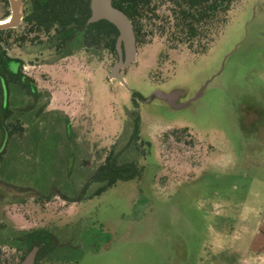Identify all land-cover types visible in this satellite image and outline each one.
Here are the masks:
<instances>
[{
    "label": "rangeland",
    "instance_id": "374dc122",
    "mask_svg": "<svg viewBox=\"0 0 264 264\" xmlns=\"http://www.w3.org/2000/svg\"><path fill=\"white\" fill-rule=\"evenodd\" d=\"M7 11L0 0V21ZM143 24L129 89L109 79L110 40L80 32L60 48L24 20L3 35L37 95L7 77L0 194L16 202L0 207L1 255L21 254L4 246L10 223L33 232L39 264H264V0H239L206 52L173 48L165 20ZM112 154L139 174L85 190Z\"/></svg>",
    "mask_w": 264,
    "mask_h": 264
},
{
    "label": "trees",
    "instance_id": "16d2710c",
    "mask_svg": "<svg viewBox=\"0 0 264 264\" xmlns=\"http://www.w3.org/2000/svg\"><path fill=\"white\" fill-rule=\"evenodd\" d=\"M8 4V0H3ZM239 0H113V5L124 11L132 20L136 33L137 43L144 40L147 31L143 24L144 20L154 21L159 18L165 20L163 32L159 37L166 36L168 43L175 48L186 45L188 50L206 52L209 45L217 36L219 30L226 24L230 11L236 6ZM31 12L24 21L28 25V34L34 35L33 41L41 40V35H49L54 31L60 39L58 46L64 48L75 34L85 32L88 44L95 45L103 41H109V49L117 53L116 41L119 35L117 28L108 21H100L88 25L87 21L91 16L90 0H29ZM170 4L164 13H160L161 5ZM166 10L170 11L166 14ZM10 16L7 11L4 19ZM171 21L173 25L171 24ZM12 30L0 31V127H4L6 120L12 111L9 108V79L25 86L32 95H37L36 87L27 82V76L22 74L23 62L20 61V68L14 73L9 62L12 59L3 48V35ZM168 36V37H167ZM26 37H23L25 40ZM177 43V46H176ZM7 88V89H6ZM136 97L137 93H133ZM68 132L71 131L70 123L67 122ZM10 135L16 132H24V126H13ZM140 131V120L137 119L134 126V137L137 138ZM13 132V133H12ZM12 133V134H11ZM5 151L0 153V158ZM139 174L137 164L134 162L120 164L116 155L112 154L107 158L105 164L101 165L95 175L85 186L87 190L91 182H105L97 194L102 193L106 188L113 186L117 181L132 180ZM63 197V196H62ZM70 200V199H65ZM75 202V200H70ZM45 243L42 245L44 246Z\"/></svg>",
    "mask_w": 264,
    "mask_h": 264
},
{
    "label": "water",
    "instance_id": "95a60500",
    "mask_svg": "<svg viewBox=\"0 0 264 264\" xmlns=\"http://www.w3.org/2000/svg\"><path fill=\"white\" fill-rule=\"evenodd\" d=\"M8 2L11 14L5 20L0 21V31L18 28L24 20L22 0H8ZM90 10L91 16L87 21L88 25L105 20L113 24L119 32L116 41L119 59L110 68L109 79L111 81H118L125 88L129 89L122 71L137 61L138 48L134 24L124 11L113 5V0H90ZM7 137L8 135H6ZM3 149L4 146L1 147L0 153ZM37 251L38 247L32 249L21 264H34Z\"/></svg>",
    "mask_w": 264,
    "mask_h": 264
},
{
    "label": "flooded vegetation",
    "instance_id": "af4514ba",
    "mask_svg": "<svg viewBox=\"0 0 264 264\" xmlns=\"http://www.w3.org/2000/svg\"><path fill=\"white\" fill-rule=\"evenodd\" d=\"M25 1L30 4L29 0H25ZM30 12H31V4L29 7V13L28 14H30ZM25 17H24V19H25ZM77 35H80V33H78ZM56 39L59 40L60 37L57 36ZM118 59H119V55H118ZM70 127H71V123H70ZM66 131L68 134H71L72 127H71L70 132H68V129L66 127ZM15 202L16 201H9L7 199L6 195L0 194V207L2 205L4 207H6V206L11 207L12 205L15 204ZM20 205H22V204L20 203ZM6 224H7V226H6ZM6 224L3 226L2 231L7 235L6 238L8 239V242L4 243V246L9 247L16 252H20L21 254L19 255L18 253H16V257L12 258L9 254L1 255V251H0V255L2 257V261H0V264H21L22 261L24 260V258L26 257V255L35 247H38V251H37V255H36L34 264H39L41 261V254H42L41 253V251H42L41 246H34L32 248L29 247L30 246L29 239L32 238V237L29 238V234H31L33 232L26 231V230L16 231L15 227L13 225H10V223H6ZM11 233H13V234L11 235ZM34 234H36V232Z\"/></svg>",
    "mask_w": 264,
    "mask_h": 264
},
{
    "label": "crops",
    "instance_id": "0c3cea01",
    "mask_svg": "<svg viewBox=\"0 0 264 264\" xmlns=\"http://www.w3.org/2000/svg\"><path fill=\"white\" fill-rule=\"evenodd\" d=\"M51 109H47V111L49 112Z\"/></svg>",
    "mask_w": 264,
    "mask_h": 264
},
{
    "label": "bare ground",
    "instance_id": "6f19581e",
    "mask_svg": "<svg viewBox=\"0 0 264 264\" xmlns=\"http://www.w3.org/2000/svg\"><path fill=\"white\" fill-rule=\"evenodd\" d=\"M9 21V20H8Z\"/></svg>",
    "mask_w": 264,
    "mask_h": 264
}]
</instances>
